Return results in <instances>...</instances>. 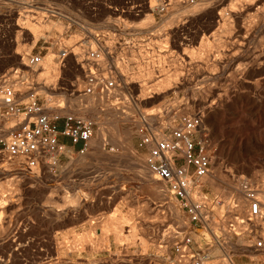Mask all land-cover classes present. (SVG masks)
<instances>
[{
  "label": "rangeland",
  "instance_id": "rangeland-1",
  "mask_svg": "<svg viewBox=\"0 0 264 264\" xmlns=\"http://www.w3.org/2000/svg\"><path fill=\"white\" fill-rule=\"evenodd\" d=\"M95 48L120 88L102 101L87 99L86 112L99 122L87 153L67 146L41 178L22 174L0 153L8 168L0 169V264H171L174 232L186 230L192 251L209 246L204 229L146 168L138 113L175 118L205 111L212 168L200 185L217 233L230 219L223 199L236 195L234 184L264 178V0H0V77L17 89H35L63 111L77 109L72 99ZM25 55L42 58L37 73L43 58L51 59L56 72H49L48 86L25 66ZM166 78L167 89L154 93ZM75 196L79 203L66 207ZM119 213L135 221V240L102 239V225L116 223ZM210 254L203 264H225L217 248ZM239 260L264 263V254L250 251Z\"/></svg>",
  "mask_w": 264,
  "mask_h": 264
},
{
  "label": "built area",
  "instance_id": "built-area-1",
  "mask_svg": "<svg viewBox=\"0 0 264 264\" xmlns=\"http://www.w3.org/2000/svg\"><path fill=\"white\" fill-rule=\"evenodd\" d=\"M65 53L66 50L61 56ZM104 55L98 48L87 52L91 65L85 68L83 89L75 96L79 107L73 110L63 111L39 98L35 89L19 90L7 82V77H0V153L22 173L31 175L36 170L54 168L58 155L67 146L76 147L78 154L90 149L99 122L86 112L87 99L102 101L120 88L113 70L104 62ZM24 57L28 66L40 67V56ZM100 61L104 66L99 65ZM165 114H137L139 147L146 151L144 164L187 212L190 223L204 229L203 238L209 245L192 251L194 240L190 232H174L177 259L171 264H203L212 258V247L220 250L225 264H237L236 260L248 256L250 251L264 254V178L260 182L241 178L244 210L240 211L234 196L230 197V219L217 233L210 226V202L201 197L200 181L212 168L206 150L205 111L197 109L175 118H165ZM216 203L220 204V200Z\"/></svg>",
  "mask_w": 264,
  "mask_h": 264
},
{
  "label": "bare ground",
  "instance_id": "bare-ground-1",
  "mask_svg": "<svg viewBox=\"0 0 264 264\" xmlns=\"http://www.w3.org/2000/svg\"><path fill=\"white\" fill-rule=\"evenodd\" d=\"M222 1V0H221ZM247 2V1H246ZM249 4V3H248ZM233 5V4H232ZM241 7V6H240ZM244 7V6H243ZM245 8V7H244ZM235 9V8H234ZM242 10H243V8H241ZM241 10V11H242ZM247 10H249V9H247ZM239 11V10H238ZM237 11V12H238ZM232 12V10H229V12L228 13H231ZM228 13L226 12V14L228 15ZM224 14V13H223ZM219 16H222V15H219ZM150 17V16H149ZM223 18H225V17H222L221 19L223 20ZM227 18V17H226ZM225 18V19H226ZM30 26V25H29ZM33 27V26H32ZM33 28H35V26L33 27ZM33 28H32V30H33ZM24 29V28H23ZM19 31H21V30H19ZM23 32V31H22ZM230 33V32H229ZM221 41V40H220ZM218 42V41H217ZM205 44V43H204ZM80 46V45H79ZM211 47V46H210ZM218 48V47H217ZM201 49V48H200ZM203 49V48H202ZM204 49H206V50H208L209 49V45L208 44H206L205 46H204ZM198 52V51H197ZM75 53H76V51H75ZM200 53V52H199ZM202 53V52H201ZM204 53H205V51H204ZM207 53V52H206ZM66 54V53H65ZM79 54H80V52H79ZM82 54V53H81ZM203 55V54H202ZM204 56V55H203ZM76 57V56H75ZM79 57V55H77V58ZM199 58V57H198ZM201 58V57H200ZM203 59V58H202ZM78 61V60H77ZM42 62V61H41ZM22 63V62H21ZM20 63V64H21ZM25 63V62H24ZM100 63H102V61H100L99 62V65H100ZM27 63H25V66H28V65H26ZM90 64V63H89ZM140 64V63H139ZM40 66H41V64H40ZM43 68H42V72H38L37 73V71H36V67L37 66H31V67H33V69L32 68H30V71L32 72V74H33V72H34V74L36 73V74H38V79H36V80H38V82H40L41 80H44L45 81V85L44 86H48V84H49V82L50 81H52V77L51 78H49V72H52V75L54 76L55 75V70H56V66L52 63V61H51V59L47 56V57H44L43 58ZM101 66V65H100ZM30 67V66H29ZM58 67V66H57ZM122 69V68H121ZM124 69V68H123ZM149 69V68H148ZM152 71V70H151ZM150 73V71L148 72V74ZM37 76V75H36ZM170 81V80H169ZM168 80H167V78L166 79H163L162 81H160V83L159 84H157V88L155 89L156 91H154V93H159V92H162V91H164L165 89H167L166 87L170 84V82H169ZM37 82V83H38ZM36 83V84H37ZM41 83H42V81H41ZM169 83V84H168ZM13 86V85H12ZM15 86H17V85H15ZM20 86V85H19ZM24 88V87H23ZM23 88H22V90H23ZM141 88V87H140ZM143 88V87H142ZM146 88V87H145ZM146 91V90H145ZM142 92V91H141ZM152 92V91H151ZM143 93H145V92H143ZM147 95V94H146ZM76 98H74V101H73V99H72V102H75V104H76V101L77 100H75ZM156 99V98H155ZM58 100V99H57ZM63 100V99H62ZM59 101V100H58ZM57 101V102H58ZM56 103V101L55 102H53L52 100H50V104H55ZM59 104L60 103H58L57 104V107H60L61 106V104H60V106H59ZM74 104V103H73ZM78 104V103H77ZM56 106V105H55ZM211 111H215V110H210V112ZM190 112V111H189ZM9 126V125H8ZM101 134V133H100ZM93 144V143H92ZM90 147H91V145H90ZM94 147V146H93ZM95 148H96V146H95ZM69 149V148H68ZM92 152V151H91ZM97 152V151H96ZM4 157V156H3ZM6 158V157H5ZM94 158V157H93ZM84 159V158H83ZM4 160V159H3ZM8 160V159H7ZM7 160H5V161H7ZM10 162V161H9ZM8 161H7V163H9ZM11 163V162H10ZM13 163V162H12ZM4 161L1 163V165H0V169H2L3 171H8V168H6L4 165ZM144 168V167H143ZM147 168V167H146ZM10 169V168H9ZM44 170H47V172H49L50 171V168H46V169H44ZM142 170V169H141ZM18 171V170H17ZM20 171V170H19ZM2 173V172H1ZM0 173V174H1ZM6 173V172H5ZM51 173V172H50ZM22 174H24V173H22ZM41 173L38 171V170H36L35 172H34V174H31V175H29V177H33V178H41L39 175H40ZM9 175V174H8ZM152 177V176H151ZM13 179H14V177H13ZM234 183V182H233ZM233 183H232V185H233ZM5 185V184H4ZM12 184H10V186H11ZM235 186L233 187V189L236 191H234V190H232V191H234V193H236V195H234V194H228V195H224L225 197H224V201H223V205L225 206V207H229L230 208V203H229V198L230 197H232V196H234V198H235V201L238 203V205L240 206V211H243L244 210V206H245V200H244V196H243V194H242V192L240 191V182H237V183H235L234 184ZM2 186V185H1ZM13 186V185H12ZM201 186V185H200ZM9 187V186H8ZM1 189V188H0ZM2 190V189H1ZM9 190V189H8ZM3 191V190H2ZM7 191V190H6ZM5 192V191H4ZM14 193V192H13ZM226 194V193H225ZM65 195V194H64ZM3 196H6V195H3ZM3 196H1V197H3ZM201 197H203L202 196V194H201ZM49 198H50V196H49ZM204 198V197H203ZM61 199V198H60ZM2 200V199H1ZM6 200V199H5ZM5 200H4V197H3V201L5 202ZM50 200L51 199H49V203H50ZM14 201V200H13ZM63 201V200H62ZM79 198H76V196H75V198L73 197L72 199L70 198V199H67V200H64V202H66V207H68V206H74L75 204H77V203H79ZM2 202V201H1ZM46 202H47V200H46ZM53 202V201H52ZM53 204V203H52ZM63 204V203H62ZM49 205V204H48ZM60 205V204H59ZM58 204H57V206H59ZM52 206V205H51ZM55 206V205H54ZM62 206V205H61ZM63 207L65 208V206L63 205ZM62 207V208H63ZM76 207H77V205H76ZM62 208H60V209H62ZM11 209V208H10ZM55 209H57V210H60L59 208H56L55 207ZM61 211V210H60ZM75 214V213H74ZM119 215V217H118V221L116 222V223H113V224H103L102 225V239L103 240H105V241H107L108 240V238H109V235H112L113 237H114V240L115 241H120V240H123V238L126 240L127 239V237L128 238H130V239H132L133 238V240H135L134 239V237L136 238V236H137V233H136V231L139 229H136L137 228V225H136V223H135V221L133 222V221H131L130 220V217L128 216V214H121V213H119L118 214ZM131 216V215H130ZM132 218V217H131ZM137 222V221H136ZM212 222L214 223V224H217L218 223V221H215L214 219H213V217H212ZM125 225H127L128 226V230H127V233H125V234H127V235H124V233H123V228H124V226ZM146 225V224H145ZM1 228V227H0ZM1 230V229H0ZM141 232L143 233V231L141 230ZM124 236H126V237H124ZM88 238H90V233L88 234V235H84L83 236V234L82 235H80L79 236V238L77 239V243H75V242H72V248L74 249V247L73 246H76L75 244H80V243H85L84 241H87L88 240ZM139 238V237H138ZM144 238V237H143ZM87 239V240H86ZM92 239V238H91ZM143 240V239H142ZM76 241V240H75ZM79 241V242H78ZM144 241V240H143ZM93 242V241H92ZM69 243V242H68ZM73 243H75V244H73ZM65 244V243H64ZM144 244H145V242H144ZM70 246V245H69ZM78 246H80V245H77V247ZM82 246V245H81ZM77 247H75L76 249H79V248H77ZM93 247H95V246H93ZM96 248V247H95ZM101 248V247H100ZM80 249H81V247H80ZM98 250H99V248H98ZM206 264V263H205Z\"/></svg>",
  "mask_w": 264,
  "mask_h": 264
},
{
  "label": "crops",
  "instance_id": "crops-1",
  "mask_svg": "<svg viewBox=\"0 0 264 264\" xmlns=\"http://www.w3.org/2000/svg\"><path fill=\"white\" fill-rule=\"evenodd\" d=\"M60 139L63 140V141L68 142V140H67L65 137L60 136ZM246 261H247V260H246ZM246 261H244V260L242 261V260H239V259H238V260H236V263H237V264H249V263H247ZM245 262H246V263H245ZM257 263H258V262H255V261H254V262L251 263V264H257Z\"/></svg>",
  "mask_w": 264,
  "mask_h": 264
}]
</instances>
